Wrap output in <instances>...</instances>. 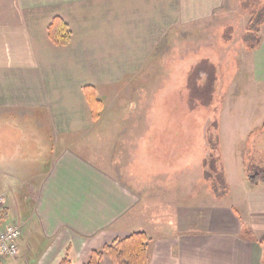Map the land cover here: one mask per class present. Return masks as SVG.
<instances>
[{"label": "crops", "instance_id": "obj_1", "mask_svg": "<svg viewBox=\"0 0 264 264\" xmlns=\"http://www.w3.org/2000/svg\"><path fill=\"white\" fill-rule=\"evenodd\" d=\"M230 1L0 0V119L34 112L45 118L55 139L91 132L101 119L92 122L85 87H94L103 103V88L112 96L137 77L169 31L211 20ZM55 17L71 33L66 46L48 38ZM249 55L253 78L261 82L264 37ZM104 110L103 103L101 117ZM56 145L27 195L36 248L30 242L27 249L21 246V230L20 264H83L90 251L134 232L153 240L149 264H264V184L250 186L246 173L236 194L225 179L229 193L223 199L203 200L195 211L189 207L186 221L196 212L203 215L198 231H177L179 215L174 226L167 227L166 220L151 225L156 217L150 209L161 207L147 201L150 187L120 182L75 149ZM1 220L0 229L15 223L8 214Z\"/></svg>", "mask_w": 264, "mask_h": 264}, {"label": "rangeland", "instance_id": "obj_2", "mask_svg": "<svg viewBox=\"0 0 264 264\" xmlns=\"http://www.w3.org/2000/svg\"><path fill=\"white\" fill-rule=\"evenodd\" d=\"M252 8H264V0H231L211 20L169 31L137 77L110 97L103 88L105 110L91 132L55 139L45 118L34 112L0 119V195L5 200L0 226L8 214L22 227L21 246L27 249L30 242L36 248L27 195L39 184L57 144V150L75 149L120 182L150 187L147 201L161 207V212L150 209L156 217L151 225L166 220L167 227L174 226L179 215L177 231H198L203 215L196 212L186 221L191 207L195 211L205 200H218L215 193H223L225 179L234 194L239 192L247 166L264 169V80L253 78L246 41ZM200 64L215 73L214 91L204 106L188 101V77Z\"/></svg>", "mask_w": 264, "mask_h": 264}, {"label": "trees", "instance_id": "obj_3", "mask_svg": "<svg viewBox=\"0 0 264 264\" xmlns=\"http://www.w3.org/2000/svg\"><path fill=\"white\" fill-rule=\"evenodd\" d=\"M242 1L247 3L249 0ZM249 15L250 19L246 26V41L249 42L248 51L252 52L261 43L259 33L264 26V8H252ZM47 35L50 42L55 46H66L71 40L68 26L58 17L53 18L51 21L47 29ZM204 65L202 64L201 67L200 64L192 70L188 77L187 86L188 101H191V103L196 101L203 106L208 104L215 83L214 69L211 66ZM202 73H206L204 79L201 78ZM83 93L90 109L91 120L96 123L103 111V103L98 98L94 87H85ZM191 109H193V106ZM262 129L264 130V123ZM246 168V180L250 186L264 184V169L253 170L248 166ZM213 189L216 192L215 186H213ZM222 189L223 193L221 195L214 192L218 200L223 199L228 193L226 185H223ZM151 240V237L145 232H134L126 237L115 238L101 249L90 251L87 260L83 264H105L106 260L111 264H149L148 248ZM59 264H67V262L62 260Z\"/></svg>", "mask_w": 264, "mask_h": 264}, {"label": "built area", "instance_id": "obj_4", "mask_svg": "<svg viewBox=\"0 0 264 264\" xmlns=\"http://www.w3.org/2000/svg\"><path fill=\"white\" fill-rule=\"evenodd\" d=\"M4 205V197L0 195V210ZM20 238L21 228L17 224H10L0 229V264H20L18 245Z\"/></svg>", "mask_w": 264, "mask_h": 264}]
</instances>
